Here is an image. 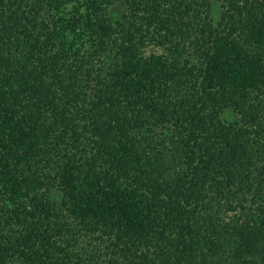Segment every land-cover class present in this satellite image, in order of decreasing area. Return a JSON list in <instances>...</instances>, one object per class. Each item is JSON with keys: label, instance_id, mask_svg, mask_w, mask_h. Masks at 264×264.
<instances>
[{"label": "trees", "instance_id": "1", "mask_svg": "<svg viewBox=\"0 0 264 264\" xmlns=\"http://www.w3.org/2000/svg\"><path fill=\"white\" fill-rule=\"evenodd\" d=\"M0 264H264V0H0Z\"/></svg>", "mask_w": 264, "mask_h": 264}, {"label": "rangeland", "instance_id": "2", "mask_svg": "<svg viewBox=\"0 0 264 264\" xmlns=\"http://www.w3.org/2000/svg\"><path fill=\"white\" fill-rule=\"evenodd\" d=\"M112 12L116 15L119 16L122 13V7L120 5H115L113 7Z\"/></svg>", "mask_w": 264, "mask_h": 264}]
</instances>
